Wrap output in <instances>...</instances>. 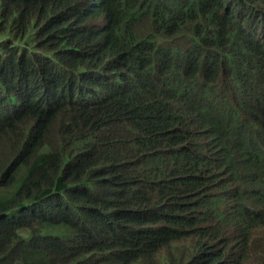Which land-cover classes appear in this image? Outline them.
I'll use <instances>...</instances> for the list:
<instances>
[{
	"label": "trees",
	"instance_id": "trees-1",
	"mask_svg": "<svg viewBox=\"0 0 264 264\" xmlns=\"http://www.w3.org/2000/svg\"><path fill=\"white\" fill-rule=\"evenodd\" d=\"M0 264H264V0H0Z\"/></svg>",
	"mask_w": 264,
	"mask_h": 264
}]
</instances>
